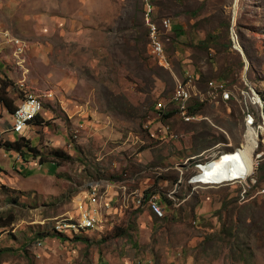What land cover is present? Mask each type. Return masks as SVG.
<instances>
[{"label":"rangeland","instance_id":"rangeland-1","mask_svg":"<svg viewBox=\"0 0 264 264\" xmlns=\"http://www.w3.org/2000/svg\"><path fill=\"white\" fill-rule=\"evenodd\" d=\"M150 19L170 58L169 70L158 66L153 53L148 33L153 24ZM166 21L171 31L164 34L161 24ZM4 32L30 46V67L26 56L24 64L29 92L40 94L43 100L49 98L45 97L48 89L60 95L58 86L64 84V90L59 92L76 96V102L84 101L100 120L93 119L89 132L83 135L81 129L86 127L77 125L76 116L68 120L59 110L57 99L51 106H44L54 116H45L41 124L34 121L28 125L27 136L22 137L10 132L12 114L0 104V264H101L109 251L123 241L126 228L138 230L139 216L129 210L114 217L106 213L97 229L96 223L86 233H71L78 234L71 239L60 237L70 235L56 229L57 221L62 225L79 218L81 213L77 216V212L68 214L71 216L59 214L68 209L74 212L73 197L81 190H89L95 184L92 179L100 177L93 151L98 136L105 147L117 144L107 152L117 158L115 167L123 184L129 178L137 184L140 178L149 177L148 195L162 200L163 195L175 189V194L190 196L187 202L176 198L179 215H168L165 209L164 219L151 217L159 229L177 225L183 239L200 240L198 244L210 240L208 252L215 260L220 257L242 260L236 264H264V120L257 109L254 112L260 118H255L256 147L250 157L261 154L258 164L261 160L263 170H256L258 165L251 166L254 184L192 183L199 162H175L194 154L191 139L201 130L225 139L213 147L218 144L215 141L207 149L209 155L223 147L227 148L225 153L245 146L250 131L244 137L240 107H250L248 97L258 103L259 109L264 103V0H0V42ZM234 45L238 50L243 48L245 60L234 51ZM3 53L1 58L6 56L8 62L0 70V84H9L6 91L16 106L19 94L15 80L18 73L25 74V67L10 64L9 51ZM52 69L66 73L73 84L60 82L59 78L66 75H54ZM187 74L197 76L198 85L213 79L203 88L216 84L225 85L227 88H223L233 96L239 92L241 103L204 104L195 115L199 119L193 121L175 115L168 119L155 117L156 102L164 104L162 111L167 107L175 109L171 96ZM44 77L50 78L48 82L41 79ZM197 90L201 91L196 87ZM254 95L260 96L259 102ZM152 116L163 121L160 129L162 125L166 127L165 133H157L156 122L150 124ZM57 119L61 122L56 123ZM149 130H155L157 140L166 135L172 138L179 144V153L171 145L158 146ZM17 137L28 140L37 149L38 158L24 163L16 152L4 149V142ZM154 145L161 147L165 158L174 153L175 159L163 161L160 170L153 161L149 162L151 153L142 151ZM53 150L62 151L69 159H54ZM105 160L101 167H105ZM53 162L55 165L50 164ZM156 177L166 182L161 186L151 183ZM176 177L181 182L172 186ZM133 182L128 184L138 186ZM202 209L207 210L204 218L196 214ZM135 249L131 246V251Z\"/></svg>","mask_w":264,"mask_h":264},{"label":"crops","instance_id":"crops-1","mask_svg":"<svg viewBox=\"0 0 264 264\" xmlns=\"http://www.w3.org/2000/svg\"><path fill=\"white\" fill-rule=\"evenodd\" d=\"M168 30V31H167ZM171 31V25L168 26V28L166 30L163 31L164 34H166L167 32ZM30 46L28 48V55L30 54ZM33 51V50H32ZM35 52H38V50H35ZM4 53L1 52L0 54V58L2 57L1 55H3ZM28 55L26 56L27 59V67H30V60L28 58ZM5 57V58H4ZM3 60H0V70L3 69L4 67V63L7 65L8 62V58L6 56H4ZM4 61V62H3ZM33 61V59H32ZM3 65V67H2ZM14 65L18 68H22V65H18L17 62H14ZM26 67V68H27ZM15 68V67H14ZM161 68V67H160ZM62 71V70H61ZM15 73V72H14ZM51 73L56 75H62V72L56 71L54 69L51 70ZM38 73L35 75V77H37ZM66 75V76H64ZM63 79L59 78L60 82H63L65 84H69L72 85L74 82L73 79L71 77H69L66 73H63ZM194 78V76H193ZM42 80H48L50 78L44 77L41 78ZM195 79V78H194ZM27 81H28V85L30 84V80L28 78V74H27ZM64 84H61L60 86H58V88L60 90H64ZM195 87H197L195 85ZM35 88V87H34ZM37 88V87H36ZM39 88V87H38ZM58 91V94L60 95H55V91L52 92L53 94V98H47V99H43L42 101H45L41 104V109L38 111V115L36 117V120L38 123L41 124V122L43 123V120L46 117H50L51 115H53V112L50 109H44L45 104H50L52 102H56L57 99L59 100L57 105L59 107V110L63 113V115H65V117L68 120H71L74 116H76V120L77 121V125L78 126H85L86 128L81 129V134L85 135L86 133H88V128L90 127V122H94L93 119L95 121L100 120V118H96V113L92 112V108L89 107L88 104H84V101L76 102V96H71V95H65L61 92ZM69 89H67L66 92H68ZM193 98L196 101H198L197 99L199 98ZM200 100V99H199ZM191 102V100H190ZM219 102V99H218ZM234 102V101H232ZM237 103V102H236ZM158 104V103H157ZM207 104H212V103H207ZM215 104V103H214ZM242 108L241 109V121L242 124L245 128L244 122H243V116H242ZM144 109L146 111H148L147 106H144ZM154 109V106H153ZM156 109V106H155ZM42 112V113H41ZM78 114V115H77ZM54 116V115H53ZM155 117L157 116V112L155 111ZM152 116V118L150 119V124L153 122V124L156 122L155 127H158V129L156 128L155 130L160 131V122L163 123L162 120L158 121V118H155ZM198 118V117H196ZM206 117H202L201 119H205ZM38 119V120H37ZM199 119V118H198ZM45 121V120H44ZM56 123H60V119H57L55 121ZM157 122H159L157 124ZM45 124V123H44ZM148 125H146L145 127H147ZM152 132L151 130H149V136L153 137L154 140H156L157 145L159 144H164L162 147H171V149H173V151L175 150V153H179L178 152V147L179 144L174 143L175 141H172V139H169V141H162L164 140L163 137H159L158 140L156 139V137L153 135L155 133ZM19 135V134H18ZM114 135V134H112ZM22 136L23 135H19ZM161 141V142H160ZM167 142V143H165ZM181 141H179L180 143ZM114 145L109 146V147H105V142H103L102 138L100 136H98V144L97 147H95V150H93L95 152L96 158H97V163L99 165V176L96 179H92V182L95 183L92 187H90L89 190H81L80 192H78L74 197H73V208L75 209L74 212H71L70 209L66 210L65 212L59 214L61 215H68L71 213H76L77 212V216L79 213H89L92 216H95V219L97 220V225H96V229L98 228V225L105 220V215L106 213H111L112 217H114V214H123V213H128L129 211H133L135 212V214L137 216H139V218L137 219V224H138V230L134 227H128L126 228L125 231V238L123 239L122 242H120L118 244V246L113 247L109 253L107 254L105 261L102 260L101 264H232L231 262H233V264L236 263H241L242 260L238 259H231V258H220L218 257L217 260H215L216 258H214L211 254L208 252V249H210V240H207L205 242L202 241V243L198 244L197 242H200V240L197 239H183V236L178 235L181 234V232L177 227V225L175 226H169L168 229H164L161 228L159 229V226L154 223V220L151 218L153 217L154 219H156L154 217V215L151 213V211L146 207V205H144L143 203L138 204L137 201L142 197V196H146L148 194V192L146 191L147 187H148V181H151V178L149 179V177L147 178H140V181L137 183L138 186H130L131 184H128L130 182H133V178H129L128 180H126L125 182L128 184L127 186H125V184H123V181L120 180V178L118 177V171L116 169V161L117 158L114 159L113 157V152L112 155L109 154V152H107L110 149H113L115 146H117V144L115 142H113ZM218 144H216L213 147H217L218 145L222 144V141H218ZM158 145V146H159ZM86 146V145H85ZM156 145L152 146V147H144L142 149V151L146 152L149 151L151 154L150 158H149V162L155 163L156 167H158V169H161V165L163 161H171L174 160V156L173 154L170 155V158L168 157H163V154L161 152V147L160 149H157L156 147H158ZM161 146V145H160ZM209 149V148H207ZM205 149L203 152L194 155V154H187L185 155L183 158H179L178 160H175V162H181V161H185L184 164L186 162H189V160L191 161L192 159H195L194 163H197L199 161H201L207 154L206 152H208V150ZM212 149V148H211ZM220 149V148H219ZM207 150V151H206ZM224 150L225 149H221ZM135 156H138L135 155ZM139 156L141 157V155L139 154ZM146 160H147V154H144ZM103 158H105V163H103L105 165V167H101V162L103 160ZM132 158H130L131 160ZM182 163V162H181ZM191 163V164H192ZM190 164V162L188 163ZM98 172L96 173V176L98 175ZM105 173V174H103ZM110 176H109V175ZM102 175V176H101ZM106 176V177H103ZM109 176V177H108ZM135 182V180H134ZM133 182V185H135ZM166 182V181H165ZM161 178H155L154 181L152 180L151 183L155 184V185H162L163 183H165ZM181 182L180 178L178 179L177 183L179 184ZM150 183V184H151ZM136 184V185H137ZM178 184H175V186H177ZM172 187V186H171ZM94 189V190H93ZM113 190V191H112ZM114 191H116L117 197L114 198V200H112V193H115ZM99 194H98V193ZM175 189H171V191L168 193V197L172 200H174L173 198V194L175 193ZM145 193V194H144ZM155 194V193H154ZM97 195V196H96ZM185 195V194H184ZM100 197V198H99ZM190 196H188V194H186L185 196H183V201L186 200V202L189 200ZM94 199V200H93ZM112 202V208L109 212V206L108 203ZM181 200V201H182ZM83 201V205L84 208H81V202ZM100 202V203H99ZM176 202V200H175ZM102 203V204H101ZM91 204V205H90ZM159 204L161 205L162 209H164V217H165V209H166V213L168 215H172V216H177L180 214V212H178L177 209H175L177 207V205L179 203H174L171 206H166L164 204V202L159 199ZM102 206V207H101ZM103 208V209H102ZM102 210V212H101ZM207 210L206 209H202L199 210L198 213H196L197 215L201 216L202 218L203 215H205V212ZM71 216V215H68ZM163 217V219H164ZM158 220H162V219H158ZM92 229V228H91ZM90 229V230H91ZM95 229V230H96ZM109 231L113 230V226L112 224H110L109 227ZM208 232H213L211 229H206ZM205 230V231H206ZM73 232H66L64 233V231H58L60 232V234H65V235H70L71 233H86L87 231H80V230H71ZM89 231V230H88ZM187 232V231H186ZM52 234V233H51ZM78 234H74V235H70V236H60L63 238H67V239H71L76 237ZM78 239V238H77ZM37 243V242H36ZM35 243V245H36ZM198 244V245H197ZM41 245H43V242L41 243ZM37 246V245H36ZM131 246H135V250L131 251ZM235 261V262H234Z\"/></svg>","mask_w":264,"mask_h":264},{"label":"bare ground","instance_id":"bare-ground-1","mask_svg":"<svg viewBox=\"0 0 264 264\" xmlns=\"http://www.w3.org/2000/svg\"><path fill=\"white\" fill-rule=\"evenodd\" d=\"M148 12H149V9H148ZM167 24H168L167 21L163 22L164 29H167V27H168ZM155 33H156L155 25L150 24L149 36L151 38V42H152V45H153V48L155 51V56L157 58L158 64L161 68H163L165 70H169L170 69L169 68L170 64L168 62L169 60L165 54L163 46L156 40V36H155L156 34ZM5 39H6V42L8 45H6L5 47H3L1 49L0 54H1V52L8 50L10 53V55H9L10 60L12 58V56H11L12 55V46L11 45H13L15 48L20 47V45L28 46L27 42H25V40H20V39H18V37H14L13 35H10L8 32H4L2 34V41H4ZM236 46L234 47V49H236L237 51H240L236 48ZM27 52H28V49L25 52V56H27ZM25 56L24 55L23 56H17V57L22 58V60H23V63L17 62L18 65L23 64V66L26 67L24 65L25 64V60H24ZM25 79H26V85L28 86L27 73H26ZM245 87H247V86L245 85ZM249 88L250 87H248V89ZM16 90L19 94V101L17 103V105H18V104L22 103V101H23V95H24L25 89H23L22 87L17 85ZM195 90H196V87H195L192 75L187 74L186 77L184 79H182V81H179L178 86H177V90L173 94L174 97L170 99L171 104L175 107L174 110L176 111L177 115H178V113H183V106H184V112L187 113L189 101L195 97L200 99L199 100L196 98L199 102H204V103H215V104H217V103H219L218 99L220 102H223V103H228L229 101H236L237 103H239V102L241 103V99H238L239 98V92L236 93V96H233L229 90L224 89L220 85L215 84L214 86H211L210 89H207L205 91H198V90L195 91ZM48 91L52 92L51 89H48ZM29 93L34 94L35 98H41V95L36 93V92H29ZM200 94H201V96H200ZM223 94L232 95V98L227 97V101L224 102L223 101ZM243 96H244V94H243ZM255 97H256L257 101L259 102L260 96H255ZM248 100L250 101V103L253 106L254 102H252L249 97H248ZM261 106H262V110H263V101H262ZM156 109H158V111H162L164 109V104L158 102ZM254 111L255 110L253 107L251 109H249L248 107L242 108L243 122H244L245 129H246L244 137H246L247 133L250 131L249 135H248V140L245 141V144H244L245 146L237 147L235 149H232V151L225 152V153L223 152V150H216V153H213L211 155H209L210 150H208L207 155L203 158V160L199 161L198 165H196L197 175L193 178L194 182L191 180L192 183L201 182L202 184H205V185H217V184H221V183L226 184V183H230V182H234V181L235 182H249V181H251L252 184H254V179H252V176H251L252 174H251L250 170H251V166H254V163L256 161V157H257V163H258V159L261 155V154H257L256 156L254 155V156L250 157V152H253V149L256 147V142H255L256 138L255 137L257 136V133H253V124H255V118L257 121V116H256ZM37 114H38V109H31L30 113L26 114V124L30 120L32 121V119H34ZM187 115H188V117L184 118L182 120H186V121L192 120L193 121V120L197 119L196 116H193V115L190 116L188 113H187ZM178 117L180 118L179 115H178ZM261 118L264 120V113H263V117H261ZM28 130L29 129L27 127V129L25 130V133L23 134V137L27 136ZM10 132L12 134H19V133L12 132L11 130H10ZM254 134H256V135L254 136ZM19 135H21V134H19ZM163 138H168V136L163 137ZM174 138H175V136H174ZM226 150H227V148H226ZM147 195L142 196L137 201V203L138 204L143 203V202L145 203L146 199H147ZM157 200L159 201L158 197H157ZM147 207L151 211V213L154 215V208L152 206H147ZM101 212H102V210H101ZM81 216H82L83 220H89V221L86 223H82L81 222ZM90 216H92V215L85 212V213H81L78 219H72L66 224L61 225V221H57L56 222V229H57V231H60V232L64 231L63 229H65L67 232H73L71 230H80L81 232L82 231H88L91 228H93L94 225L97 223L95 216H93V217H90ZM154 217L155 218H163L164 217L163 209L158 208L157 214H156V216L154 215Z\"/></svg>","mask_w":264,"mask_h":264},{"label":"trees","instance_id":"trees-1","mask_svg":"<svg viewBox=\"0 0 264 264\" xmlns=\"http://www.w3.org/2000/svg\"><path fill=\"white\" fill-rule=\"evenodd\" d=\"M148 2H149V0H147ZM151 3V2H150ZM151 20V19H150ZM152 21V20H151ZM156 22V21H155ZM152 23L155 25V23L152 21ZM157 23V22H156ZM158 24V23H157ZM161 27L163 28V25L161 24ZM155 29H156V40L162 45V43H161V41H160V37H159V33H158V30H157V26L155 25ZM164 29V28H163ZM165 30V29H164ZM149 33V32H148ZM149 38H150V36H149ZM151 39V38H150ZM171 40V39H170ZM152 43V42H151ZM148 45H149V41H148ZM152 47H153V45H151ZM153 50V53L155 54V51H154V48L152 49ZM235 51V50H234ZM236 53H238L239 55H240V53L238 52V51H235ZM166 53H167V51H166ZM168 55V54H167ZM166 55V56H167ZM241 56V55H240ZM169 57V56H168ZM167 57V58H168ZM168 59H170V58H168ZM171 61V60H170ZM159 66V65H158ZM160 67V66H159ZM244 67V66H243ZM248 68H249V66H248ZM247 71H248V69H247ZM193 80H194V84L197 86V88H199L201 91H205V90H207V89H210V87L212 86H208V87H206V88H203L205 85H206V83L207 82H209V81H212L213 79H210V80H208V81H206L204 84H202V85H198L197 84V82H199V79H198V77L196 76L195 77V79L193 78ZM220 80H223V81H225V79H220ZM227 80V79H226ZM227 82H228V84H229V81L227 80ZM9 86V84H7V82H1V84H0V104H2L6 109H7V112H9L10 114H12L13 112H14V110H15V107L16 106H14L13 105V102H12V100L8 97V94H7V91H6V89H7V87ZM222 87H224V88H227V87H225V85H222ZM201 88H203V90L201 89ZM193 100V101H192ZM247 102H249L248 100H247ZM157 103V102H156ZM155 103V104H156ZM232 103V101H229L228 102V104H231ZM155 104H154V107H155ZM204 104H207V103H204V102H199V101H196L195 99H191V102L189 101V105H188V109H187V113L190 115V116H195V115H197L196 113H200L201 112V110H203V105ZM250 105V107H248L249 109H251L252 108V105L251 104H249ZM263 105H264V103H263ZM154 110H155V108H154ZM157 110V109H156ZM155 110V111H156ZM39 111V110H38ZM157 112V116H158V118H160V116L162 117H164V118H170V117H172L173 115H175L176 117L178 116L177 115V113H176V111L174 110V108L173 107H167L164 111H156ZM263 112H264V107H263ZM38 115V114H37ZM37 115L35 116V118L34 119H32V121L30 120L28 123H29V125H32V123L36 120V117H37ZM198 116V115H197ZM230 118H232L233 119V117L231 116ZM258 119L260 118V117H257ZM37 122V121H36ZM27 123V124H28ZM242 128H243V130H244V127H243V125H242ZM206 131H203V130H201V131H199V132H197V133H193V136H192V143H193V151H194V155H197V154H199V153H201V152H203L205 149H207V148H209V147H211L214 143H215V141L216 142H218L219 140H225L224 139V136H214L213 134H211V133H205ZM207 135H209L210 137H212V138H208V139H206V138H204L205 136H207ZM201 141H203V142H201ZM199 142H201L200 143V146H198V143ZM3 147H4V149L5 150H7V151H13V152H16L18 155H19V157H20V159L22 160V162H24V163H26V162H28V159H33V160H35L36 158H38V156H39V153H38V151H37V149L35 148V147H33V146H31L30 145V143H29V141L28 140H26V139H24V138H21V137H17L15 140H13L12 142H4V144H3ZM224 149L226 150V148L224 147ZM51 156L55 159H69V157L67 156V155H64V153L62 152V151H60V150H53V152H52V154H51ZM194 160L195 159H192L191 161L189 160V162L190 163H192V162H194ZM39 162H40V164L41 165H43L44 164V161L41 159V157L39 158ZM260 162H261V160H260ZM260 162H259V164H258V166H257V168H256V170H263V168H262V166H261V164H260ZM50 164H53V165H55V163L53 162V163H50ZM31 174L30 173H28V176H30ZM190 177V176H189ZM189 179V178H188ZM163 180V179H162ZM177 177L171 182V184H172V186L173 185H175V184H178L177 183ZM164 182H165V180H163ZM185 194H188V193H185ZM183 196H184V194L183 195H178V194H173V198H174V200H172V199H170L167 195L165 196V195H163V197H162V201L164 202V204L166 205V206H171L172 204H174L175 203V200H176V198H178L180 201L183 199ZM163 212H164V209H163ZM156 219H163V218H156ZM125 233V232H124ZM240 257H242V255H240ZM243 258V257H242Z\"/></svg>","mask_w":264,"mask_h":264},{"label":"built area","instance_id":"built-area-1","mask_svg":"<svg viewBox=\"0 0 264 264\" xmlns=\"http://www.w3.org/2000/svg\"><path fill=\"white\" fill-rule=\"evenodd\" d=\"M170 25V24H167ZM6 38V37H5ZM7 44L6 39L4 41L0 42V51L3 47H5ZM12 46V58L9 61L10 64H12V62H22L23 60L20 57L17 56H25V52L28 49V46L25 45H20V47L15 48L13 45ZM25 60V58H24ZM26 61V60H25ZM14 72H17V70H14ZM26 73H27V69L25 67V74L23 73H18L16 80H15V85L22 87L24 90V95H23V101L22 103L18 104L15 107L14 112L12 113V124H10V130L12 132L15 133H19L21 135H23L25 133V130L27 129V125L26 124V114L30 113L31 109H41V104H42V98H35L34 94H30L28 92V86L26 85ZM246 75V74H245ZM194 76V75H192ZM195 77V76H194ZM251 85V84H250ZM252 94V93H251ZM45 97H49V98H53V94L52 92L48 91V94ZM174 96H171V98H173ZM227 97L228 98H232V95H228V94H223V101L226 102L227 101ZM253 108L257 109V111L259 112V115L261 117H263V110L259 109V105L257 102L254 101L253 104ZM178 115L180 116L181 119L187 118L188 115L186 112H184V106H183V113H178ZM163 128V129H162ZM166 131V127H161L160 133H165ZM257 132V126L256 124H253V133ZM167 136V135H166ZM164 136V137H166ZM172 139V138H171ZM254 165H258L257 163V157H256V161L254 163ZM254 176V174L252 175V177ZM128 184L125 182V186H127ZM113 191V190H112ZM115 193H112V200H114L115 197H117L116 191H114ZM108 203L109 206V212L112 208V201ZM81 204V208H84L83 205V201L80 203ZM144 205L146 206H152L154 208V215L156 216L157 214V210L158 208H162L161 205L159 204V201L157 200L156 195L153 194H149L147 195V199L146 202L144 203ZM93 217V216H90ZM89 220H83L82 216H81V222L82 223H86Z\"/></svg>","mask_w":264,"mask_h":264},{"label":"clouds","instance_id":"clouds-1","mask_svg":"<svg viewBox=\"0 0 264 264\" xmlns=\"http://www.w3.org/2000/svg\"><path fill=\"white\" fill-rule=\"evenodd\" d=\"M240 47L242 48V46L240 45ZM234 49V48H233ZM235 51H237L236 49H234ZM239 53H240V55H241V57L245 60V57H244V53H243V48L240 50V51H238ZM262 157V156H261ZM260 162V161H259ZM257 168V167H256ZM255 168V169H256Z\"/></svg>","mask_w":264,"mask_h":264}]
</instances>
